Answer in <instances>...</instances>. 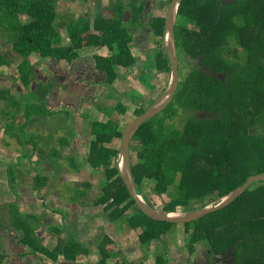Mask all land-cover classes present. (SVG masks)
I'll return each mask as SVG.
<instances>
[{"label": "trees", "instance_id": "1", "mask_svg": "<svg viewBox=\"0 0 264 264\" xmlns=\"http://www.w3.org/2000/svg\"><path fill=\"white\" fill-rule=\"evenodd\" d=\"M53 4V0H0V27L5 30L4 38L13 42V50L23 57L16 69L21 80L19 96L14 93L17 89L1 86L0 79V103H4L2 114L13 121L7 123V133L18 137L21 144L25 140L24 145L33 146L29 157L41 149L38 141L46 138L43 134H27L26 128L63 113L58 111L57 114L47 106L50 85L33 84L37 63H32V55H37L43 61L52 58L68 63L80 57L92 58L96 68L107 74L108 96L111 98L114 97L111 87L119 76L118 72L131 68L137 62L132 38L128 33L121 34L119 27L103 19L96 25L101 35L89 33L92 31L90 22H75L76 30L68 31L69 44L62 45L61 29L55 26L57 13ZM142 9H135L137 24H140L138 18ZM23 17H26V22ZM178 17L179 89L173 102L162 113L139 128L131 144V150H136V157L132 152L133 175L147 203L159 208L145 191L144 182L154 184L152 193L157 197L170 195L172 188L179 187V192L163 204L164 210L172 212L179 208L193 211L206 207L241 187L251 176L264 173V0H184ZM190 19L198 27L188 26ZM156 23L154 29L158 51L148 57L146 67L160 73H171L163 45L165 16L157 19ZM103 48H108L111 55L105 58L98 56L97 52ZM189 62L196 65L189 67ZM10 63L0 51V72L3 66ZM188 67V72L184 74ZM139 94L142 98H134L140 107L135 114L137 118L158 100L151 101L146 108L144 96ZM110 110V117L114 112H126L121 103L103 111L107 113ZM181 111L187 115L198 113L200 116L187 117L179 127L174 122ZM19 112L24 113L25 123L16 128L14 122ZM68 118H64L63 128L68 127ZM127 125L122 127L112 119L108 123L94 122L88 160L95 171L104 174L99 199L100 203L105 204V212L111 223L125 230L141 231V245L151 246L160 242L179 224L149 218L130 196L118 168L121 147L118 142H122ZM72 136L76 134L66 132L65 137L58 138L60 148L50 147V151L46 152L48 163L53 168H59L61 161H64L73 171L80 172L82 163H78L79 157H64L63 154V150L70 146ZM198 159H214L216 164L212 170L203 167V170L197 171L195 164ZM226 162L229 164L228 174L222 172L225 169L222 167L227 166ZM1 167H5V163ZM16 167L15 164L7 166L11 189L16 186ZM204 171H208L205 180L207 194L217 192V195L211 201L198 204L193 199L199 198L198 187L202 182H193V176L196 172ZM42 177H36V187L39 189L46 185ZM208 179L213 180L210 186ZM67 190L73 193L69 199L71 202L82 203L86 201L89 189L70 186ZM194 203L198 207H193ZM9 208V224L0 223V264H9V258L3 253L1 233H6L8 229L5 227L10 224L17 233H21L19 241L24 251L29 249L31 255H41L43 259L48 257L54 263L59 256L74 262L78 256L89 253L76 243L73 233L68 234L66 242L60 240L56 250L51 251L42 243L36 230L37 226L43 224V219L33 214H22L18 203L10 204ZM252 214L251 223L256 221L255 226L239 224L240 218L247 219ZM211 217L217 218L209 225H203L204 220ZM183 225L188 234L186 243L190 256L204 245L205 253L211 260L215 257L226 264H247L246 256L253 262L264 261V182L253 184L231 206ZM238 228L243 234L237 232ZM63 233L60 231L58 235L61 237ZM98 253L102 255L99 264H106L117 256L105 247L99 248ZM156 262L163 264L167 259L158 254Z\"/></svg>", "mask_w": 264, "mask_h": 264}, {"label": "rangeland", "instance_id": "2", "mask_svg": "<svg viewBox=\"0 0 264 264\" xmlns=\"http://www.w3.org/2000/svg\"><path fill=\"white\" fill-rule=\"evenodd\" d=\"M158 7V3L153 7L155 10ZM169 5L165 6L161 12V15L167 14V9ZM179 17L177 18V23L179 22ZM24 22H26L24 20ZM192 20L188 22V26L191 28L198 27L195 26ZM0 51L5 54L13 51V43L4 38L5 30L0 27ZM63 32V29L60 31ZM135 38H140L135 36ZM153 36H149L148 40H144L143 46L139 44L137 52L134 53L137 62L127 70H121L118 72L119 76L117 81L111 87V92L114 97L111 98L110 89L108 90L107 85H97L96 92L94 96L85 102L79 108H68L64 110L66 113L69 112V117L67 121V128L64 127V118L68 117L65 113L62 115H55L44 122H37L26 128V133H34L37 136L40 134L45 135V140L42 139L38 141L39 151L34 153L31 157L29 155L32 153L33 146L24 145L25 140L21 144L19 138L15 135L11 136V132L7 133L6 126L7 123H13L12 120L7 119L3 116L2 110L4 108V103H0V223L9 224V205L13 203H18L20 212L22 214H33L41 219H43V224L37 226L34 223L33 226L37 230L38 234L42 239V243L50 247V250H56L55 248L59 246V241L67 240L69 233H73L76 243L84 250H88L89 253L82 254L78 256L73 262L75 264H99L102 259V255L98 253L99 248H106L109 251L115 252L117 254L116 258L109 259L106 264H139L145 262L146 264H157L156 256L159 254L167 259L166 263L163 264H205L202 259L205 253V247L200 246V248L195 252L194 255L190 256L187 250L186 239L188 237L187 230L183 224H179L177 227L172 229L168 234L163 236L160 242H155L151 246H143L139 240V234L141 231H130L125 230L122 226L117 224H112L109 220L107 213L105 212V204L100 203V184L104 181V174L102 172H97L90 165L88 156L92 147V125L94 122L108 123L110 119L117 121L122 127L131 123L137 119L135 116L137 110L140 108L137 105V98H142L139 93H142L145 99L144 106L147 108L151 101L158 99L162 91L166 90L171 81V73H160L157 70L149 69L146 66L149 64L148 55H154L157 52V47L153 44ZM64 43V41H63ZM11 51V52H12ZM240 54H243V50H240ZM11 56V57H10ZM15 53L8 55L11 58L12 66L7 69L4 84L1 86L12 87V89H17L14 92L17 96L21 91L20 87V77L16 71L19 66L20 59L14 58ZM32 63H37V68L42 72L49 71L48 66L43 65V60H41L37 55L31 56ZM191 65H196V63H190ZM61 68H57L62 74H66L72 71L69 64L63 63ZM189 67L184 70L186 74ZM47 74V73H46ZM145 74H150L152 77L146 76ZM71 76H75L71 74ZM85 76V77H84ZM15 77H18L15 79ZM82 77L87 78V75ZM92 79L90 74H88V81L84 84L86 89H90L93 85L91 84ZM88 83H90L88 86ZM1 84V83H0ZM155 86V89L153 87ZM150 88V89H149ZM154 89V90H153ZM139 92V93H138ZM129 93V94H128ZM136 98V99H134ZM81 104V100L79 101ZM123 104L125 106L126 112L120 114L114 112L111 116V110L103 111L105 108L114 107L117 104ZM100 105L103 109L100 110ZM54 112H58L61 106H49ZM82 108V111L80 110ZM58 114V113H57ZM73 115V116H72ZM198 113L193 115H187L183 111L180 112L178 119L175 120V124L180 127L185 123V120L189 116H196ZM25 123V116L23 112L18 113L17 120L14 122L16 128H20ZM63 124V125H61ZM66 132H74L76 136L71 137V144L63 150L64 157H79L78 163H82L80 172L73 171L67 163L61 161L59 168H53L47 160L46 152L50 151V147L60 148V143L58 138L65 137ZM262 132V130H260ZM15 133V131H14ZM26 138V137H25ZM45 144H49L46 147ZM121 145V141L118 142ZM45 146V147H44ZM136 150H132L136 157ZM27 154V155H26ZM220 162V161H219ZM5 163V167H1V164ZM17 165L16 167V186L15 189H11L8 180L7 166ZM214 159L201 160L198 159L195 168L196 170L206 169L212 170L215 165ZM226 167L222 172L228 174L229 164L226 162ZM208 171L203 173L196 172L193 176V182L201 183L199 188V194L196 203H206L213 200L216 197L217 192L212 194H207L205 180L208 176ZM38 175L43 176L45 180V187L39 189L36 187V177ZM204 181V185H203ZM208 186H210L213 180L208 179ZM72 186V188L84 189L87 188L88 193L86 201L80 203V201L74 203L69 200L71 195L67 187ZM144 188L148 196L159 205L160 209H163L164 202L167 203L171 200V196H175L179 192V187L171 189L170 195H165L162 197H157L152 193L154 184L152 182H144ZM194 203L193 207H198V204ZM83 204L81 207L80 205ZM190 208H192L190 206ZM134 209V208H133ZM132 209V210H133ZM193 209V208H192ZM130 210V211H132ZM178 210H183L179 208ZM198 210V209H196ZM254 214L250 215L247 219L240 218L239 224L244 225L248 223L255 226V222L251 223ZM217 217H211L204 220L203 225H209ZM205 223V224H204ZM11 225V224H10ZM6 225V227H10ZM118 227L117 229H115ZM204 228V227H203ZM10 231V230H9ZM63 231L64 233L61 237L58 232ZM237 232L243 234L241 229L238 228ZM10 233V232H8ZM6 233V234H8ZM245 235V234H244ZM4 251L6 250V245L4 244V239L2 240ZM6 243V242H5ZM7 244V243H6ZM3 251V253H4ZM30 252V250H29ZM36 256V255H35ZM39 255L37 258H33L30 261L31 264H62L63 262H68L64 256H59L58 260L53 263L48 257ZM248 263L247 264H264V261L254 260L249 257L244 256ZM43 260H42V259ZM219 261L218 264H226V262ZM216 264V263H212Z\"/></svg>", "mask_w": 264, "mask_h": 264}, {"label": "flooded vegetation", "instance_id": "3", "mask_svg": "<svg viewBox=\"0 0 264 264\" xmlns=\"http://www.w3.org/2000/svg\"><path fill=\"white\" fill-rule=\"evenodd\" d=\"M53 1H54L53 5L57 13L55 26L56 28L63 29V32L61 33L62 45L69 44L70 39L68 37V31L69 29H72L73 32L76 30V27H74L76 24L75 22L88 21L90 22L92 29V31H89V33L101 35L102 32L99 29L97 30L96 25L97 22L99 21L103 22L101 20L103 19L108 22H111L113 26H115L116 28L119 27L120 29L119 32L121 34H123L124 32L128 33V35L132 38L133 54H134L135 52H137V49L140 47L139 44L143 46L144 40L147 41L149 36H153L155 41L153 44H155L157 47V43H156L157 39L155 38L154 25L157 24L156 23L157 19H161L163 18V16H165V15H161V12L164 9V7L167 5H169L167 9V14H168L172 0H53ZM66 1L75 2L74 9L78 11V13L70 12L68 14H64L63 16L59 15L57 8L60 6L58 4L62 3L64 5V2ZM133 2L135 3L133 4ZM157 3H158V7L155 10L153 7ZM140 7H143V9L138 18L140 24H137V16L135 15V9ZM167 14L165 16V21ZM23 19L26 20V17H23ZM139 35L140 38L139 39L135 38L134 40V37ZM8 42L9 41H6L5 44L7 45ZM0 44H2L3 46L5 45L2 41L0 42ZM105 49L108 48L101 49L100 51L97 52V55L101 56L102 58H105L106 55L101 54V52ZM11 51L7 54L3 52L5 58L9 62H11L10 61L11 58L9 59L8 55H10L13 52L16 54V56H12V57L19 58L21 63L23 57L14 50L12 52ZM151 54L152 52L148 56L149 57L153 56ZM42 63L44 66H48L47 68L50 69L49 71L44 73L43 71L41 72L36 67L37 66L36 65L35 66L36 77L33 81V84L44 87L50 85L51 89L48 94L47 106L48 107L50 105L52 107L57 106L58 108L61 106L59 111H62L68 116H69V112L66 113L64 110H68V108H79L81 105L83 107L85 105V102L83 101L87 102L89 99H91L94 96L97 85L108 86V83L106 82L107 74L102 69L96 68L95 66L96 62L92 58L80 57L75 61H73L72 63H68L65 61L58 62L57 60L51 58L46 61H43ZM63 63L69 64L71 66L72 71L70 72V74L69 73L62 74L59 71H57V68L63 67L61 66ZM11 66L12 63L2 67V70L0 72V79L2 84H4L3 82L7 69H10ZM71 74L75 76L73 77L71 76ZM85 74L87 75V78H84L85 76L82 77ZM88 74H90V77L92 79L91 84L93 85L90 89H86L85 86L87 87V85H84L88 81ZM89 84L90 83H88V86H90ZM80 100L81 102H83L82 104L79 102ZM98 106L100 110L103 109L100 105ZM108 108H105V110H107ZM80 110L82 111V108ZM5 228L8 229L6 233L10 232L8 234H15V237H17L18 240L19 238H21V233H17V231L14 228L12 227L11 228L5 227ZM2 238L6 239L7 237H4V235H2ZM202 247H204V245H202ZM32 256L36 258L38 257L34 255ZM207 257H208L207 253H204L202 259L205 261V264H212L213 262L218 264L219 261L216 260H219V258L213 257L211 260L209 257L208 258Z\"/></svg>", "mask_w": 264, "mask_h": 264}, {"label": "water", "instance_id": "4", "mask_svg": "<svg viewBox=\"0 0 264 264\" xmlns=\"http://www.w3.org/2000/svg\"><path fill=\"white\" fill-rule=\"evenodd\" d=\"M184 0H172L165 21L163 45L171 67V81L161 97L139 118L129 123L123 132L119 150L118 168L130 196L139 209L149 218L172 224H188L196 222L210 214L223 210L234 204L253 184L264 182V173L251 176L241 187L233 190L210 205L193 211L178 210L175 212L156 208L146 202L140 193L133 175L131 144L134 135L147 121L162 113L174 100L180 86V58L176 41V25L179 10ZM1 232V231H0ZM5 235V232L1 233Z\"/></svg>", "mask_w": 264, "mask_h": 264}, {"label": "crops", "instance_id": "5", "mask_svg": "<svg viewBox=\"0 0 264 264\" xmlns=\"http://www.w3.org/2000/svg\"><path fill=\"white\" fill-rule=\"evenodd\" d=\"M58 5L60 7H58L57 9H58L59 15L61 16H63L64 14H68L70 12L78 13V11L74 9L75 2L73 1L72 2L66 1L64 2V5L62 3H59ZM101 54L106 55V56L111 55L108 49L103 50ZM0 205L4 206V204H0ZM1 237H2V234H1ZM4 237H7V238L4 239L6 250L4 251V248H3V251H4V254L9 258L8 260L9 264H31L30 261H33V258H36V257H33L31 254H29V249L27 251H24L22 244L17 239V237H15V234H7V235L5 234ZM62 264H75V263L63 262Z\"/></svg>", "mask_w": 264, "mask_h": 264}]
</instances>
